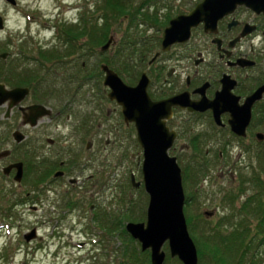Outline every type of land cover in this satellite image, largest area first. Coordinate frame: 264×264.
I'll return each mask as SVG.
<instances>
[{
	"label": "rangeland",
	"instance_id": "rangeland-1",
	"mask_svg": "<svg viewBox=\"0 0 264 264\" xmlns=\"http://www.w3.org/2000/svg\"><path fill=\"white\" fill-rule=\"evenodd\" d=\"M103 1L17 0L12 5L0 0V15L6 21L0 31V51L6 50L7 35L13 32L24 38L20 46L24 44L30 57L58 50L63 60L67 49L62 40L64 27L86 24L90 32L94 24L104 23V12L111 27L109 38H114L105 52L102 46L108 40L92 43L88 34L76 40L82 45L89 42L86 51L82 47L73 57L76 62L79 57L80 65L88 69V80L81 90L83 81L74 83L72 90H78L77 94L55 96L58 104L72 101L68 112L57 115L55 108L38 126L23 127L17 109L5 119L6 107H0V153L10 152L0 157V264H120L116 250L124 247L122 232L127 223L146 222L149 195L143 185L136 188L131 182L133 174L143 181V149L118 104L108 98L101 64L108 62L131 85L142 71L150 74L155 65L163 63L168 65L165 73L174 68L176 74L169 78L168 89L174 84L179 87V80L183 86L188 73L197 77L188 57L200 46H175L153 65L149 63L161 49L168 19L188 12L200 0H121L120 9L109 7L110 11L102 9ZM33 59L29 66L34 65ZM54 63L46 62L51 73L73 74L67 67L62 69L63 64ZM57 85V91L64 86L61 80ZM159 85L153 80V89H160ZM34 101L35 97H29L26 104ZM51 101L50 107L55 103ZM174 126L181 128V134L170 153L178 158L185 195L191 196L184 209L199 264H224L222 256L228 259L225 264H264V232L256 219L264 205V141L253 137L238 143L232 135L213 130L208 117L199 120L183 112L176 114ZM17 128L27 136L20 145L12 137ZM198 134L208 135L209 143L195 139ZM50 138L54 139L51 144ZM16 161L25 164L20 182L14 180L15 173L3 171ZM58 171L64 175L55 177ZM125 214L137 220L120 223L115 219ZM240 225L245 229H239ZM238 229L245 232L239 231L237 245L225 241ZM164 250V264H180L170 256L167 243ZM145 264H152L151 258Z\"/></svg>",
	"mask_w": 264,
	"mask_h": 264
},
{
	"label": "water",
	"instance_id": "water-1",
	"mask_svg": "<svg viewBox=\"0 0 264 264\" xmlns=\"http://www.w3.org/2000/svg\"><path fill=\"white\" fill-rule=\"evenodd\" d=\"M7 1L13 5L17 4L16 0ZM242 4L257 13L264 12V0H204L188 15H180L170 21L164 31L163 50H169L175 42L186 41L191 28L202 21H205L207 27H215L219 18ZM3 28L4 20L0 15V29ZM112 43L113 37L102 47V51L108 50ZM6 57L7 53H0V58ZM101 67L104 72L103 83L110 90V100L122 107L127 124L134 123L137 140L143 149V181H137L134 174L131 181L136 188L143 185L149 195L146 222H128L126 230L141 244L143 251H150L152 264L165 263L166 243L172 258H178L183 264H199L198 249L190 235L185 215L186 195L182 167L178 158L170 154L177 138V132L167 124L173 114L172 107L179 105L190 111L211 108L217 119L221 109L228 110L232 115V129L238 135L244 136L252 118L251 107L262 96L264 86L249 96L243 105L238 103L239 97L232 94L229 88L218 92L213 100H192L189 94L184 92L162 101H154L148 93L150 79L146 73H143L136 86H131L107 64H102ZM28 94V87L8 89L0 83V105L8 103L7 117ZM21 109L24 113V124L31 127H36L40 119L52 114L49 107L38 103ZM13 137L18 143L26 139V135L21 131H15ZM6 155L8 152L0 156ZM13 169L17 170L15 180L20 182L24 176V163H12L4 168V173L9 175Z\"/></svg>",
	"mask_w": 264,
	"mask_h": 264
},
{
	"label": "flooded vegetation",
	"instance_id": "flooded-vegetation-1",
	"mask_svg": "<svg viewBox=\"0 0 264 264\" xmlns=\"http://www.w3.org/2000/svg\"><path fill=\"white\" fill-rule=\"evenodd\" d=\"M203 1L204 0H200L188 12L181 13L171 19H168V21L166 22V24L168 25L165 26V29L169 26L170 21L172 19L180 15H188ZM197 33L198 35H200V37L197 35ZM23 39L24 38H22V36L19 37V35H15L13 32L8 33L6 38L7 48L6 50L3 51L8 53V55L7 58L5 59L0 58V64H3L4 67L2 75L5 78L3 79V81H0V83L4 84L8 89H13L15 87H28L30 88V94H28L25 100H23L18 106L14 107L11 110V114L8 117L6 115L8 103L4 105H0V107L1 106L6 107V112L4 113L5 119H9L12 116L13 110L17 109V111L21 114L23 127L26 126L30 127L29 124H24V113L21 107L27 108L31 104L47 103V105L46 104L44 105H46L52 110V114L54 109L56 108L58 109L56 114L61 115L70 110L69 106L71 105L72 101L69 100L70 103H68L69 102L68 100L67 101L63 100L61 103L60 102L62 100L61 99L59 101L60 103L58 104L57 103L58 98H57L56 100H54L55 103H53V106L51 107L49 105H52L51 104L52 102L48 103L46 101H41L42 103H40L38 102L39 100L26 104L29 97L32 96L34 97V95H36L35 94L36 90L34 89V87L25 84L12 85L11 83L12 79L16 82L25 80L27 75L26 72L27 69L29 68L28 65V61L30 58L29 52L27 49H24L23 46L24 44L20 46L22 42L25 43ZM163 39H164V32L161 41V49L155 53L157 57L149 64L153 65L163 55L168 54V52H170L175 46H187V47L200 46L199 49L194 48L193 51H196V54L190 53L188 57V59L194 62L196 69L195 75L197 77H192L188 73L186 75L185 84L183 86L180 84V80H179L178 81L179 87L177 84H174L175 85L174 88L168 89L166 87L170 86L171 83V79L169 78L176 75L174 68L171 69L168 73H165V70L167 69L168 65H165L163 63L161 64V66L155 65L156 67L150 70V74L147 71H142L136 83L140 81L143 73H146L148 78L150 79V83L148 86V93L151 99L154 101H162L184 92H187L192 100H200L202 98L213 100L218 92L227 90L229 88L232 94H234L236 97H239L238 103L240 105H243L249 96H252L257 90H259L261 87L264 86V12L257 13L256 11L247 7L245 4L238 5L232 12L224 14L221 18H219L217 21V25L215 27H213L212 25L211 27L210 26L207 27L205 21L200 22L197 26H193L190 31V36L186 41L175 42L174 44L171 45L170 49L167 51L163 50V45H162ZM62 40L67 49L70 48L75 49V45L77 44L78 46H80L81 48L83 47L86 50V48L89 45L88 41H85L83 45L77 43L75 41V38L71 40H67L63 38ZM49 49L52 50V48ZM50 53L45 52V54L47 55ZM74 54L75 51H72L69 57H67L66 55L63 57V60H58L59 58H57L55 59L56 63H54V66L57 65L58 63L63 64L61 68L63 69L67 67L69 71L71 70L74 71L73 74L69 73L68 75H66L64 72L63 73L50 72L44 75L47 79L51 78L50 83L45 84L46 88H48L47 86L59 87L57 84L60 83V80L61 83L63 82L64 84V86L62 87L63 90L61 88L59 91L53 94L56 95L57 97L62 96L63 93H66L68 97L72 93L77 94V91L81 90L85 85V83H87L88 79L86 80V82L84 83L82 82V84H80L81 86L80 89L73 92L72 90L73 85L74 83H76V78H78V76L75 73L76 60L73 59ZM42 55H44L43 52H40L38 57L36 58L39 59ZM65 58H70V60L68 61ZM73 62L75 63V65L72 66ZM200 66H202L204 72H200L201 69ZM48 69L50 70V68ZM54 69L56 70L55 67ZM152 77H154V79ZM153 80L160 83L159 85L160 89L157 87L153 89ZM132 82H134V80ZM40 85L42 87V84ZM82 91H86V90H82ZM106 91L108 90L106 89ZM84 94H86V92ZM118 106L120 107L122 114V107L120 105ZM172 110H173L172 117L167 121V124L171 129L177 132V138L171 150L175 147V144L181 134V128H178V126H174V123L176 121V114L178 112L188 113L191 117L195 116L199 120L208 117L210 120V124L213 127V130L216 129L217 132H221V133L223 132V133H227L228 135H232L234 137V140L237 141L238 143H245V141L249 142L250 138L253 137L257 141H264V133L259 130V129H264V91L262 93V96L259 99H257L254 102L253 106L251 107L252 118L250 124L246 129V134L244 136L238 135L232 129V126L230 124V119L232 118V115L231 112L228 110L221 109L219 119L216 118L215 113L211 108H207L204 111H190L188 110V108H182L179 105H175L172 107ZM52 114L46 117H51ZM67 117L69 118L70 115L68 114ZM126 125L128 126L132 125L134 130L136 131L134 123H130V124L126 123ZM15 131H21L23 133L21 129L17 128L12 132V137ZM259 135H261L262 138ZM136 136H137V132H136ZM195 139L197 140L199 139V141L201 140L200 143H204V140L205 141L208 140V143L210 141L208 135L205 134H202V137L201 134H198L197 138ZM216 139H218L219 144H221L223 141L220 138H216ZM52 141H54L53 138L48 139V142L50 144L52 143ZM15 143L17 142L15 141ZM21 143H17V145H20ZM227 143L228 145H230L231 140L228 141ZM251 146H252L251 144L247 146L248 151H251ZM5 152H8V154L10 153L9 151H5ZM1 154L2 152L0 153V155ZM62 162L64 163V161ZM12 163L14 162H9L7 165H10ZM16 172H17L16 169H13L11 171V173H15V174ZM58 172L59 173L55 175V177H60L64 175L63 171H58ZM11 173L9 175H11ZM191 173L193 174V172ZM190 200H191V196L186 197V202Z\"/></svg>",
	"mask_w": 264,
	"mask_h": 264
},
{
	"label": "trees",
	"instance_id": "trees-1",
	"mask_svg": "<svg viewBox=\"0 0 264 264\" xmlns=\"http://www.w3.org/2000/svg\"><path fill=\"white\" fill-rule=\"evenodd\" d=\"M103 7L102 9L108 10L110 11L109 7H111L113 10H118L121 7V0H104L103 1ZM112 13H116L117 11H112ZM104 18V23L99 25V24H94L91 27V31L89 32V28L86 26V24L81 28L79 26H74V25H68L65 26V36L62 34V39L65 38L67 40H71L73 38H75V41L79 39V36H83L86 37L88 34L91 37L92 43H97V42H104L106 40H108L109 38V34L111 32V27L110 25L106 22V18H107V13L104 12L103 15ZM79 50H81V47L78 46L77 44L75 45V49L70 48V49H66V53L63 55L67 57H69V55L72 53V51H75V53L79 52ZM83 51H86L85 49H83ZM61 52L58 50H53L52 53L50 54H44L42 55L39 59L34 58V65L30 66L27 69V75H26V79L25 80H21V81H14L13 79L11 80L12 85L13 84H25V85H29L34 87V89L36 90V95H34V97L36 98V100L39 101H46V102H52L51 100H56V95H53L54 93L57 92V89L59 87H52V86H47L48 88L45 87V84L50 83V81H48V79L44 76L47 73H50V70L46 67V62L49 60H55L57 58H59L58 60H60L61 58ZM91 57V56H90ZM31 59V57L29 58V60ZM86 59V58H85ZM79 57L77 58V64H76V75L78 76V78H76V82L78 81H85L87 80V76H88V69L85 66L80 65L79 63ZM107 64L110 66V64L107 62ZM111 67V66H110ZM3 64H0V81H3V79L5 77H3L2 72H3ZM99 66L98 69L99 70ZM94 71V70H92ZM79 79V80H78ZM42 84V87L41 85ZM44 86V87H43ZM40 91V92H39ZM40 94H39V93ZM253 200V199H252ZM242 209L245 210V208ZM118 221H120V223L122 221L125 220H137L134 217H129L127 216V214H125V216L123 218H121L120 216H116V218ZM144 218H142L143 220ZM256 219L259 221L258 226L262 227V232H264V205H262V209L260 211V213L257 215ZM141 220V219H140ZM246 221V219H244ZM242 224V222H241ZM239 229H245L244 226L239 227ZM238 231H234L233 235H231V238H227L225 239V241H232V243H236L237 245V240L238 238L242 235L241 232H245L243 230H239ZM246 230H250V228H248V226L246 227ZM247 232V231H246ZM123 235H124V247L120 248V250H116L117 253L119 254L120 257V264H145L146 259L150 260V251H142L139 248L140 243H136L138 241H136L124 228L123 230ZM220 248V247H219ZM229 248H231V246L229 247H225V253L227 251H229ZM221 249V248H220ZM200 253L203 255L204 249L200 248ZM225 253H222L224 255H226ZM215 255V254H214ZM143 256H146V259L143 258ZM216 256V255H215ZM221 260L225 263L228 262V259L226 256H222ZM180 264H183L181 262H179Z\"/></svg>",
	"mask_w": 264,
	"mask_h": 264
}]
</instances>
